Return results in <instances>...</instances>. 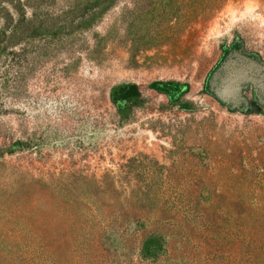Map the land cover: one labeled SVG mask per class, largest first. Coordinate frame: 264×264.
<instances>
[{"label": "rangeland", "instance_id": "1", "mask_svg": "<svg viewBox=\"0 0 264 264\" xmlns=\"http://www.w3.org/2000/svg\"><path fill=\"white\" fill-rule=\"evenodd\" d=\"M0 264H264V0H0Z\"/></svg>", "mask_w": 264, "mask_h": 264}, {"label": "bare ground", "instance_id": "2", "mask_svg": "<svg viewBox=\"0 0 264 264\" xmlns=\"http://www.w3.org/2000/svg\"><path fill=\"white\" fill-rule=\"evenodd\" d=\"M232 90V89H231Z\"/></svg>", "mask_w": 264, "mask_h": 264}]
</instances>
